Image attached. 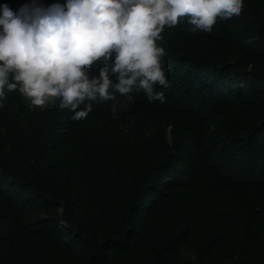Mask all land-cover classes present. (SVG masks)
<instances>
[{"label":"trees","instance_id":"1","mask_svg":"<svg viewBox=\"0 0 264 264\" xmlns=\"http://www.w3.org/2000/svg\"><path fill=\"white\" fill-rule=\"evenodd\" d=\"M192 27L158 40L163 101L77 120L6 89L0 264H264V0Z\"/></svg>","mask_w":264,"mask_h":264},{"label":"clouds","instance_id":"2","mask_svg":"<svg viewBox=\"0 0 264 264\" xmlns=\"http://www.w3.org/2000/svg\"><path fill=\"white\" fill-rule=\"evenodd\" d=\"M244 0H25L0 4V98L19 88L33 103L60 98L74 119L111 100L117 114L143 91L165 99V25L195 32L239 15ZM95 69V71H94ZM0 103L3 100L0 99Z\"/></svg>","mask_w":264,"mask_h":264}]
</instances>
